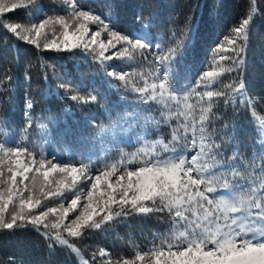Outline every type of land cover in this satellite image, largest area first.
Instances as JSON below:
<instances>
[{
	"label": "trees",
	"instance_id": "16d2710c",
	"mask_svg": "<svg viewBox=\"0 0 264 264\" xmlns=\"http://www.w3.org/2000/svg\"><path fill=\"white\" fill-rule=\"evenodd\" d=\"M21 2L26 7L0 13V142L5 147L24 146L38 160L46 158L68 165L59 138L60 129L73 126L66 106L84 121L91 136L100 133L126 110L158 117L161 121L159 136L165 141L172 140L174 134L183 135L181 122L185 121V116L180 114L188 113L187 106L192 109L186 120L189 125L192 112L201 109L210 116L221 115L224 123L235 120V110L224 107L223 98H214L208 112L206 96L197 102L183 100L175 93L170 94L173 98L164 100L159 99V94L155 100L151 95H142L138 89L145 84L150 87L161 82L158 77L162 69L155 62L160 55L191 62L196 79H201L205 72L222 73L209 78L203 92L226 91L237 78H243L256 111L264 116V0H255L254 6L252 0H72L80 10L112 14L114 19L109 28L121 34L137 38L133 31L150 20L154 36L161 33L165 37L161 49H129L126 52L128 46L121 44L111 49L110 56L115 57L112 62L120 67L113 70L123 76V79L118 76L114 80L115 90L102 80L98 55L90 51L83 53L80 49L72 52L45 50L44 36L38 48L19 40L5 27L10 23L19 24L21 34L30 35L27 31L41 20L71 18L68 0ZM249 14L253 19L244 41L243 65L238 71H228L232 62L220 57L231 53L220 49L219 45L228 48L225 37H233L232 28ZM103 32L109 39L108 32ZM47 89L51 91L49 95ZM73 96L78 99L73 100ZM93 96L96 100H92ZM28 99L34 102L31 110L26 107ZM235 115L239 117L236 123L241 133L238 146L243 149L255 146V129L250 117L239 112ZM255 154L252 153V159ZM4 172L7 174L5 168ZM81 189L83 186L78 183L74 191H66L63 196L68 192L74 196ZM76 213L78 210L68 217L74 218ZM155 216L162 215L154 213L147 218L131 212L126 217L104 223L100 229L86 230L81 238H68L91 264H123L124 260L143 264L136 260V248H146L145 252L150 253L147 235L170 232L173 225L172 221L162 225ZM101 251L106 255L101 256ZM0 264H79V261L65 247L57 245L50 250L44 237L32 226H27L13 231L0 230Z\"/></svg>",
	"mask_w": 264,
	"mask_h": 264
},
{
	"label": "snow or ice",
	"instance_id": "6c2138e0",
	"mask_svg": "<svg viewBox=\"0 0 264 264\" xmlns=\"http://www.w3.org/2000/svg\"><path fill=\"white\" fill-rule=\"evenodd\" d=\"M252 4L255 5V0H252ZM19 7L26 5L14 0L9 6L4 0H0V13ZM68 7L75 26L70 31L64 18L53 21L63 29L58 37L55 33L49 37L44 32L49 19L34 26V35H22L19 24L10 23L5 27L19 40L38 48L40 38L44 36L45 50L72 52L80 49L83 53L90 51L104 61L115 58L106 53L109 47L115 48L117 44L127 45L126 52L129 49L155 48L146 39L132 38L110 29L101 16L93 14L91 10H80L72 0H68ZM252 19L249 14L238 26L232 28L234 36L225 37L227 49H224L223 44L219 45L220 49L231 53L220 57L221 60L232 62L228 71H238L243 65L244 41L247 40ZM89 23L101 25L108 32L106 44L99 40V31L88 38ZM96 44H99L98 53L92 47ZM171 58V55L156 57L155 62L162 68L158 77L161 82L158 85L153 83L150 87L145 84V87L138 89L142 95H151L153 100L158 98L157 94L161 100L173 98L170 94L176 91L167 69H164V64ZM220 74L205 72L201 81L206 82ZM120 78L123 79V76ZM227 87L238 97L241 105H252L250 98L245 97V84L241 79L237 78ZM166 93L169 95L166 96ZM197 95L201 100L205 96L208 98L210 112L213 99H222L228 92L206 91L198 92ZM72 99L77 100L78 97L73 96ZM92 100H96V97L93 96ZM26 107L29 110L34 107L32 99L27 100ZM187 107L188 113L180 114L185 116V121L181 122L183 135L174 134L168 144L160 142L161 150L166 153L171 151L172 155L161 156L154 151L150 154L151 159L143 160L134 169L125 165H132L135 157L127 160L122 158L121 161L105 165L94 178L89 174L87 164L77 168L52 163L46 158L22 160V156H31L26 147H5L0 142V230L13 231L32 226L44 237L50 250L59 245L79 256V249L68 237L81 238L86 230L100 229L104 223H110L115 217H126L131 212L141 215L160 212L166 213L178 230L173 236L161 239L160 245L150 253H137L136 260L143 264H264V153L260 165L252 167L243 164L245 171L241 172V165L237 163L238 153L234 152L231 158L225 157L222 146L208 140L205 135V115L201 114L199 124L194 116L191 125L186 122L187 115L192 111L191 106ZM261 148H264V144ZM189 151L192 153L190 156L186 155ZM5 159L7 164L4 163ZM4 168L7 169V174ZM52 173L67 174L71 177V182L55 181L59 187L55 191H45V186L52 183ZM113 176L116 177L114 182ZM25 181H30V185L25 184ZM81 181H90L87 203L70 223H64V220L70 211L76 212L80 202L79 192H75L76 198L71 199L69 208L61 205L59 213L57 208H49L39 214L33 211L41 203L39 198H34L37 188L45 197H59L66 191H74ZM25 192L28 193L27 197ZM113 205L116 207L113 208ZM50 214L57 216L56 221L51 224L47 220ZM100 255L106 253L101 251ZM80 258L83 260V257ZM93 259L95 260V256ZM83 264H88V261H83ZM123 264L135 262L124 260Z\"/></svg>",
	"mask_w": 264,
	"mask_h": 264
},
{
	"label": "rangeland",
	"instance_id": "374dc122",
	"mask_svg": "<svg viewBox=\"0 0 264 264\" xmlns=\"http://www.w3.org/2000/svg\"><path fill=\"white\" fill-rule=\"evenodd\" d=\"M22 0H15V2H21ZM5 3H8L9 6L11 5L12 2H14V0H4ZM93 14H97L98 13H93ZM102 19L105 20V23L109 25V27L112 26L111 21L114 19V16L110 13H103L101 15ZM61 18V17H59ZM63 18V17H62ZM56 19H49V25L46 26V28L44 29V32L49 36L52 37L53 33H55V36H59L60 32L63 31V29L61 28V26L58 23H53V21L57 20ZM64 19L68 22L69 26H70V31L74 29V21L71 18H67L64 17ZM42 21V20H41ZM40 22L36 23L35 25L31 26V28L27 31V32H31L30 35H34L33 32V28L34 26L38 25ZM151 22H147L146 24H142L140 26V28H138L137 30L134 31V35L138 36V37H149L151 36V30L149 28V26L151 25ZM95 25V26H92ZM88 27L90 29L89 31V36L88 38L90 39L92 33H95L97 31L100 32V37L99 40L104 42L105 44L108 42V39L106 38V34L103 32V26L101 25H97V24H93V23H89ZM102 28V29H101ZM102 30V32H101ZM69 39L71 40L72 37L70 36ZM93 47L96 48L97 51H99V44L96 45H92ZM112 48L109 47L106 55H111V50ZM100 68H101V73L103 76H105V80L107 82H109V79H117L118 76H122L120 73H118L116 70L117 68H120L119 65L115 64L112 62L111 60H107L104 61L102 60V58L98 61ZM179 67H168L167 71L169 74V78L173 77V74H175V76L180 77L181 73L179 71ZM46 93L49 95L51 93L50 90L47 89ZM236 98H238L235 94H233L232 92H230V94L228 95L227 99L229 100H235ZM66 111L67 113H71L72 110L69 107H66ZM254 118L256 119V124L258 125V131L259 134L261 136V142L262 144H264V117H260L257 116L255 113H253ZM136 118V114L133 113H128V110L124 111L118 119V122H114L111 126H105L103 131L97 136V137H93L92 139L89 140V146L87 147V145L85 147H81V145L83 144L82 142V137L87 140V138L85 136H83L82 134V128L81 127H76V131L78 133V135L73 136L72 133L69 130L72 129H63L59 132L60 137H64V135L66 134V131H69V135L65 137V140L63 141V148H65V152H66V158L72 162L73 166L79 168L82 164H87L89 165V174L94 178L95 174H93L91 171L92 167H97L100 163L104 162H109V159L112 158V156H114L115 154H117L116 152L113 151L114 145L113 142L112 144L110 143H105L106 140L112 141L113 137H115L116 139L120 138V137H124L122 138L124 141H126L127 143L130 144V146L133 148L135 147V145L138 143V140L136 138H131L129 136V133H131V129H133L131 126H129L130 122ZM78 119V118H77ZM149 121L145 122L144 125H142V128L144 130V134H146L147 131H151V128L147 127L149 125V123H154L155 125L157 124L156 120L153 119V122H151L150 119H148ZM125 123V125H127L128 127L125 128L124 130H121V125ZM138 121H134V127L138 125ZM113 129V130H110ZM120 129V130H119ZM154 130H156V127H153ZM120 131V132H118ZM122 131V132H121ZM157 144L160 146L162 145L160 142L164 141L161 138H157V140L155 141H151L150 139H147L145 141H143L141 143V146L139 147V151H142L141 156H145L146 159H150L149 156L151 153H153V147L155 149V144ZM264 149V148H263ZM115 150H118V148H116ZM134 150V149H133ZM135 152V151H134ZM63 154V153H62ZM129 155V154H128ZM122 157V155H115L114 157ZM63 157V156H62ZM32 158H35L36 160H38L36 157L34 156H22L20 159L22 160H31ZM133 158V157H132ZM130 158V159H132ZM99 159H102L99 160ZM145 159V160H146ZM93 161V162H92ZM5 164H7V159H5ZM52 163H58V162H52ZM63 166V164H61ZM70 166V165H68ZM47 167V165H46ZM135 166L134 164L129 165L128 168L129 169H133ZM6 173H7V169L5 168ZM31 175V174H30ZM115 176H113L112 180L113 182L115 181ZM52 183L49 185L45 186V191H55L57 189V187H59L58 184L55 183V181H60V180H66L67 182H71V177L67 176V174H60V173H52L51 177H50ZM25 184H29L30 185V181H25ZM79 184L81 186H83V189L77 191L80 194L79 197V204L77 206V210L78 213L80 210H82V206L87 203V191L90 188V181L86 182V181H81L79 182ZM71 192H68V194L64 197H62V200L59 201V197H55V196H51L49 195L48 197L43 196L40 192L39 189L37 188L35 190V195L34 198H39L41 203L40 205H38L37 207H35L33 209V211L37 214H39L40 212L46 211L49 208H57L58 213L59 211H61V205L63 206V208H69L70 207V201L71 199L76 198V195L74 196H70ZM25 197L28 196V193L25 192L24 193ZM10 210H11V206H10ZM71 213V211L69 212V214ZM76 213V215L78 214ZM103 214V213H101ZM140 216H147V215H141L138 214ZM56 214H50L49 217L47 218L49 223H54L56 221ZM75 218V216H74ZM74 218H66L64 220V223H70V221ZM117 217H115L114 219H116ZM67 234L65 233V236ZM77 247V246H76ZM78 248V247H77ZM79 249V248H78ZM72 252V251H71ZM74 253V252H72ZM79 253L80 255L78 256L76 253L75 256L77 257V259L79 260V262L81 264H83V261H85L86 259L83 257V254L81 252V250L79 249ZM83 257V260L80 258ZM87 261V260H86ZM88 264H90L88 262Z\"/></svg>",
	"mask_w": 264,
	"mask_h": 264
}]
</instances>
